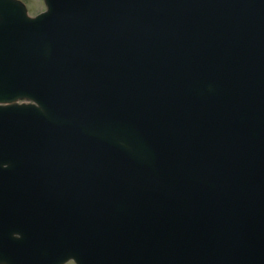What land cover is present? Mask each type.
Returning a JSON list of instances; mask_svg holds the SVG:
<instances>
[{
  "label": "water",
  "instance_id": "95a60500",
  "mask_svg": "<svg viewBox=\"0 0 264 264\" xmlns=\"http://www.w3.org/2000/svg\"><path fill=\"white\" fill-rule=\"evenodd\" d=\"M43 2L0 0V264H264V0Z\"/></svg>",
  "mask_w": 264,
  "mask_h": 264
},
{
  "label": "rangeland",
  "instance_id": "374dc122",
  "mask_svg": "<svg viewBox=\"0 0 264 264\" xmlns=\"http://www.w3.org/2000/svg\"><path fill=\"white\" fill-rule=\"evenodd\" d=\"M25 3L28 14L34 16L44 10V5L41 0H21Z\"/></svg>",
  "mask_w": 264,
  "mask_h": 264
}]
</instances>
